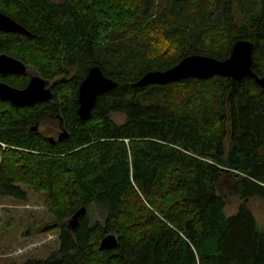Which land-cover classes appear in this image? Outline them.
<instances>
[{"label": "trees", "instance_id": "obj_1", "mask_svg": "<svg viewBox=\"0 0 264 264\" xmlns=\"http://www.w3.org/2000/svg\"><path fill=\"white\" fill-rule=\"evenodd\" d=\"M0 12L28 32L0 31V54L54 86L49 103L0 100V199L40 195L52 217L43 231L60 243L25 264H264V229L247 205L264 201V89L220 76L136 85L189 56L227 60L241 40L264 77V0H0ZM93 67L117 86L81 120ZM48 122L68 138L52 145ZM228 189L242 201L232 215ZM108 235L114 249L102 248Z\"/></svg>", "mask_w": 264, "mask_h": 264}, {"label": "water", "instance_id": "obj_2", "mask_svg": "<svg viewBox=\"0 0 264 264\" xmlns=\"http://www.w3.org/2000/svg\"><path fill=\"white\" fill-rule=\"evenodd\" d=\"M0 31L4 33L28 34L24 27L11 17L0 12ZM254 45L249 40L238 41L232 48L227 60L193 55L183 59L175 67L165 71H151L144 75L137 86L147 87L151 85H166L179 82L184 79L195 78L208 80L215 76L231 78L234 81H242L245 78L254 79L264 89V77H260L253 70ZM28 67L24 62L9 56L0 54V77L7 78L14 75L29 77V83L24 89L16 88L5 81H0V100L7 101L17 108L32 107L40 103H49L53 100L54 86L50 80H45L37 72ZM117 83L107 78L99 67H93L83 80L79 88L78 116L81 120H87L91 116L98 97L114 90ZM36 130V128H35ZM67 130L61 129L58 141L63 142L68 138ZM48 141L55 145V138ZM86 214V209L79 210L71 225L73 229L78 225V220ZM118 240L114 235H108L102 242V248L114 249Z\"/></svg>", "mask_w": 264, "mask_h": 264}, {"label": "rangeland", "instance_id": "obj_3", "mask_svg": "<svg viewBox=\"0 0 264 264\" xmlns=\"http://www.w3.org/2000/svg\"><path fill=\"white\" fill-rule=\"evenodd\" d=\"M112 118L117 123L124 121V117L119 114L112 115ZM44 126V133L54 138L53 134L59 130L57 123L48 122ZM224 199L227 215L235 214L242 201L229 189L225 190ZM247 205L264 229V201L253 198ZM10 218L15 220V225L7 227ZM51 219L40 195H31L30 202L25 204L7 198L0 199V264H25L32 259H47L58 251V235L43 231Z\"/></svg>", "mask_w": 264, "mask_h": 264}, {"label": "flooded vegetation", "instance_id": "obj_4", "mask_svg": "<svg viewBox=\"0 0 264 264\" xmlns=\"http://www.w3.org/2000/svg\"><path fill=\"white\" fill-rule=\"evenodd\" d=\"M54 91V90H53ZM59 130L57 131V132H55V134H53L54 135V138H55V141H58V137H59V134H60V131H61V127H59L58 128ZM56 135H57V137H56ZM47 138H50L49 136L47 137Z\"/></svg>", "mask_w": 264, "mask_h": 264}]
</instances>
